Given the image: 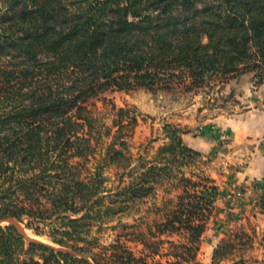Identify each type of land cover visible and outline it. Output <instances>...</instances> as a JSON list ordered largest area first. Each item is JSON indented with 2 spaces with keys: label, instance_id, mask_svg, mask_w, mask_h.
Masks as SVG:
<instances>
[{
  "label": "trees",
  "instance_id": "1",
  "mask_svg": "<svg viewBox=\"0 0 264 264\" xmlns=\"http://www.w3.org/2000/svg\"><path fill=\"white\" fill-rule=\"evenodd\" d=\"M246 71L264 72V0H0V264H149L119 244L106 256L78 243L163 185L178 194L134 240L151 255L169 244L168 259L151 264H196L218 196L207 176L186 175L200 153L165 124L153 156L134 157L132 111L112 104L107 124L85 103L113 89L188 92ZM7 218L50 225L52 242L77 255L28 241ZM173 234L183 240L161 238Z\"/></svg>",
  "mask_w": 264,
  "mask_h": 264
},
{
  "label": "rangeland",
  "instance_id": "2",
  "mask_svg": "<svg viewBox=\"0 0 264 264\" xmlns=\"http://www.w3.org/2000/svg\"><path fill=\"white\" fill-rule=\"evenodd\" d=\"M242 74L251 77L250 83L253 87L264 83V72L258 74L256 71H246L239 75ZM226 81L214 78L209 86L188 92H184L178 86L172 91H150L142 88L128 91L107 90L88 99L85 105L94 115L104 117V122L107 124H110L112 104L131 110L137 118L133 133L127 139L131 152L134 157L140 154L150 158L164 142L162 129L165 124H174L181 128L182 138L190 132L195 136L198 134L200 124L211 111L220 110L229 116L243 110V105L238 104L235 98H227L229 95L225 93L220 97V93H217L224 87L222 85ZM262 98L264 99V91H262ZM190 148L198 151L200 156L196 158L195 165L185 169L186 175L190 176L192 171L200 173L213 180L218 188V196L214 202L215 210L201 236L196 264H260L264 260V189L261 190L262 187H259L257 183L264 181V177L262 180L244 182L242 171L248 165L249 159L245 156L242 162H233L227 156L229 147L226 141L219 142L207 152ZM88 166H91V163ZM105 175L110 178L108 187L116 184L112 168L106 169ZM259 190L262 193H259ZM178 192L177 189L169 190V186L158 187L154 197L137 202L131 212L94 221L87 227L88 231L84 234L91 244L79 242L78 245L88 247L92 254L109 256L110 247L119 244L138 257H145L147 254L146 259L149 264L154 260L165 262L168 258L164 254L170 247L168 243L160 247V254L151 255L148 251H143V246L134 238L138 232H147L152 221L164 213L165 204L163 203L166 200L175 199ZM7 223V221L2 222V224ZM18 224L30 237L63 249L54 244L48 236L51 231L50 225L36 224L35 226H38L41 232L39 234L38 230ZM161 238L174 243L183 240L179 234L162 235ZM223 240L225 243L231 241L232 245L226 246L225 252L220 255L221 258L214 261V251ZM63 250L77 255L70 249ZM170 260L178 259L171 257Z\"/></svg>",
  "mask_w": 264,
  "mask_h": 264
},
{
  "label": "crops",
  "instance_id": "3",
  "mask_svg": "<svg viewBox=\"0 0 264 264\" xmlns=\"http://www.w3.org/2000/svg\"><path fill=\"white\" fill-rule=\"evenodd\" d=\"M246 76L242 74L227 80L217 92L220 97L225 93L229 95L227 98H235L243 105V110L229 116L220 110L211 111L200 124L198 134L194 136L190 132L183 135V139L189 147L203 152L226 141L227 156L233 162H242L248 157V165L242 171V180L247 183V180L257 181L264 177V83L253 87L251 77ZM257 185L264 189V181Z\"/></svg>",
  "mask_w": 264,
  "mask_h": 264
},
{
  "label": "water",
  "instance_id": "4",
  "mask_svg": "<svg viewBox=\"0 0 264 264\" xmlns=\"http://www.w3.org/2000/svg\"><path fill=\"white\" fill-rule=\"evenodd\" d=\"M6 221L8 222V223H10V224H12V225H14L16 228H17V230L28 240V241H33V242H39V243H41V244H44V245H46V246H51L50 244H47V243H45V242H42V241H40V240H38V239H35V238H32V237H30L29 235H27L25 232H24V230H23V228L14 220V219H12V218H7L6 219ZM59 250H62V251H64V252H70V251H66V250H63V249H59ZM70 253H72V252H70ZM72 254H74V253H72Z\"/></svg>",
  "mask_w": 264,
  "mask_h": 264
}]
</instances>
